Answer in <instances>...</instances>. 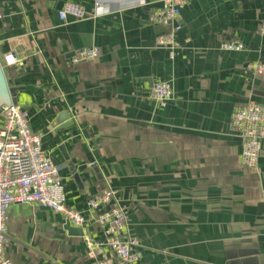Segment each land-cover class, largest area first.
Wrapping results in <instances>:
<instances>
[{
  "label": "crops",
  "instance_id": "crops-1",
  "mask_svg": "<svg viewBox=\"0 0 264 264\" xmlns=\"http://www.w3.org/2000/svg\"><path fill=\"white\" fill-rule=\"evenodd\" d=\"M163 1L0 0L6 97L28 112L61 167L66 204L86 216L93 238L104 233L87 201L114 190L141 264H264V141L248 167L230 125L235 110L264 106V70L248 69L264 66V0H189L173 58L156 43L168 27L150 20ZM66 2L96 15L62 22ZM232 41L244 48L223 49ZM92 46L97 58L73 63ZM8 53L18 64L3 65ZM166 79L175 98L162 107L151 92ZM67 225L52 209L13 204L7 257L120 264L108 248L89 253Z\"/></svg>",
  "mask_w": 264,
  "mask_h": 264
},
{
  "label": "built area",
  "instance_id": "built-area-1",
  "mask_svg": "<svg viewBox=\"0 0 264 264\" xmlns=\"http://www.w3.org/2000/svg\"><path fill=\"white\" fill-rule=\"evenodd\" d=\"M189 0H164L160 9L151 14L150 20L157 25L167 26L166 32L157 36L156 43L170 50L174 57L176 35L181 30L179 21L182 9ZM95 11H88L75 2H66L58 11L62 22L94 17ZM0 12V20L2 19ZM260 32L264 35V26ZM229 51H241L243 43L232 41L222 45ZM100 50L97 46L79 49L72 61L74 64L95 59ZM18 64L14 53L4 56L5 67ZM248 69L261 73L264 66L251 64ZM151 97L159 106H166L175 98L173 80L166 79L154 84ZM3 122L0 127V264H13L6 255L8 242V211L13 204L40 205L61 214L65 222L83 231V239L91 254H102L106 248L115 255L120 264H141L137 251L139 241L124 235L127 218L114 190H108L87 201L88 210L97 212L96 222L102 227L104 238H93L86 229L87 218L79 210L66 204V192L61 167L56 164L43 147V137L30 126L28 112L18 104L1 108ZM231 130L242 143V163L256 167L262 153L264 141V106L250 103L234 111ZM98 264H112L100 260Z\"/></svg>",
  "mask_w": 264,
  "mask_h": 264
},
{
  "label": "water",
  "instance_id": "water-1",
  "mask_svg": "<svg viewBox=\"0 0 264 264\" xmlns=\"http://www.w3.org/2000/svg\"><path fill=\"white\" fill-rule=\"evenodd\" d=\"M6 88L4 87V84L2 83V73L0 70V114H1V108L5 105H11V104H17V99H13L12 103L9 101V99L6 97ZM67 229L69 232L73 235H83V231L80 228L72 227L70 225H67Z\"/></svg>",
  "mask_w": 264,
  "mask_h": 264
}]
</instances>
